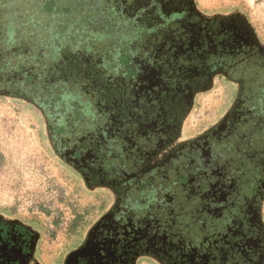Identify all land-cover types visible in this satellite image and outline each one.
Returning <instances> with one entry per match:
<instances>
[{
	"label": "flooded vegetation",
	"instance_id": "flooded-vegetation-1",
	"mask_svg": "<svg viewBox=\"0 0 264 264\" xmlns=\"http://www.w3.org/2000/svg\"><path fill=\"white\" fill-rule=\"evenodd\" d=\"M10 1L32 12L39 2L45 6L32 16L44 23H29L41 42L25 43L31 30L10 26L0 42V96L32 106L55 95L45 54L58 58L60 51L43 44L55 28L45 22L59 15L64 21L60 6L83 1L97 12L99 1L151 29L131 36L127 63L113 62L118 45L110 39L94 41L88 52L113 72L106 82L122 85L89 95L96 101L110 95L121 106V119L100 115L111 128L73 125L61 118L62 106L40 107L54 152L90 188L112 191L109 208L82 238L55 252L38 219L0 208V264H264V41L247 14L204 10L197 0H57L52 10L49 0ZM218 76L226 88L238 84L236 102L189 133L198 98ZM85 137L87 149L80 145Z\"/></svg>",
	"mask_w": 264,
	"mask_h": 264
},
{
	"label": "rangeland",
	"instance_id": "rangeland-1",
	"mask_svg": "<svg viewBox=\"0 0 264 264\" xmlns=\"http://www.w3.org/2000/svg\"><path fill=\"white\" fill-rule=\"evenodd\" d=\"M197 2L202 9L208 11L236 8L245 12L264 41V0ZM51 3L52 0L48 3L49 7ZM71 4L60 6L59 10L66 12V7ZM87 15V22L95 20L94 14ZM62 19L59 15L49 22L56 26V30L62 31ZM100 30L98 28L97 31ZM53 33L52 31L47 35L43 48L47 50L50 45L61 51V43L55 40L57 35ZM90 34L96 37L95 42H98V37L101 38L99 33ZM39 35L40 32H36L31 38L34 43L42 41ZM73 39L69 37L66 44L73 42ZM104 41H100L101 44H106L107 41ZM219 79L222 78L218 76L217 82ZM237 86V83L236 87L232 83L222 94L220 89L215 88L200 95L187 125L192 133L224 115L236 102L239 94ZM53 98L50 97V101ZM45 106L44 102H37V105L32 106L9 96H0V208H6L19 217L38 219L45 226L48 248L55 252L66 250L82 238L100 214L109 208L114 195L104 187L90 188L83 175L85 182L54 152V139L49 136L47 119L40 109H45ZM58 110L60 107L53 111L51 118L58 116Z\"/></svg>",
	"mask_w": 264,
	"mask_h": 264
},
{
	"label": "trees",
	"instance_id": "trees-1",
	"mask_svg": "<svg viewBox=\"0 0 264 264\" xmlns=\"http://www.w3.org/2000/svg\"><path fill=\"white\" fill-rule=\"evenodd\" d=\"M56 1L57 0H52V7H49V0V2L45 4L48 6L47 10H52L54 7L53 4L56 3ZM24 4L25 3L20 1L12 4L10 0H0V42H3L4 38H6L4 34H7L8 26L13 28V30L17 29L20 31H23L25 28L30 29V34L23 38L25 43L31 40L33 34H35V27H30L29 23L34 20L32 16L36 13L40 16L41 12L39 14L38 11H42V8H45V6L39 2L38 9L32 12L30 8H25ZM99 4L100 2L98 1L97 12L91 11L93 8L88 7L87 2L79 1L76 7L73 6L74 4H71L66 7L63 30L58 31L55 29V26L53 32L57 35V41L60 43L62 42V51L58 52V58H55V56L53 57V53L45 54L48 60V73L50 77L48 86L49 88L53 87L55 93L53 96L49 94L47 102L45 101V103L51 107L60 105L62 106V111L69 109V112L71 114L74 113L76 118H70L68 114H63L61 118H64L65 121H70L73 125H76L80 121L84 126H91V122L95 121V124H102L105 127L111 128L112 125L109 126L105 121L107 120L106 116H104L103 120L100 119V115L108 114L110 111L116 115L115 117L119 118V115L122 117L120 111L121 106L113 102L114 100H111L113 97L110 95L107 100L106 95L97 97V101L92 100L89 95L93 93L94 90H98V92H104L105 90L111 91L113 88L120 90L122 85L121 82H106L107 79H110V72L112 71L110 70V72L107 73L108 71L106 70V66H104V61L101 63L97 62V64L93 62L94 60H92L88 52H90L91 48L93 49V42L96 37L90 33H99L101 38L98 37L97 40L110 39V46H112L111 44H114V46L118 45V50H116L118 55L113 59V62L123 64L127 63L126 60H128L130 56L128 55V57H125V54L133 49V45H135V40H133L131 36H135L144 28L151 29V27L146 26L143 28V24H141L142 20L137 22L134 19L123 20L119 13L115 14L113 11L110 12V10L107 12V9L105 10L103 7H100ZM124 7V5L120 6L117 4L114 8L119 9L118 11H122ZM88 13L94 14L95 19L94 21L88 20L89 23L85 20V15L88 17ZM41 21L42 19H36L33 21V24L40 26ZM42 23L44 22L42 21ZM45 23H49V21ZM116 23H120L119 26H116ZM98 28L101 30L97 31ZM121 34L124 36L123 38L129 34V38L121 40ZM69 37L74 38L73 42L71 41V43L66 44V42H69ZM95 80L96 82H94ZM61 83L65 85L57 92L58 85ZM67 83L72 84L66 86ZM50 97H54V100L50 101ZM91 106H96L95 108L98 109L97 113L99 115L97 113V115H94L95 120L89 113L91 112ZM116 121L117 123L119 122L117 119ZM104 132H107V130H104ZM80 145L87 149L89 147L88 137H85V139L80 142Z\"/></svg>",
	"mask_w": 264,
	"mask_h": 264
},
{
	"label": "crops",
	"instance_id": "crops-1",
	"mask_svg": "<svg viewBox=\"0 0 264 264\" xmlns=\"http://www.w3.org/2000/svg\"><path fill=\"white\" fill-rule=\"evenodd\" d=\"M227 86H226V83L225 82H217L216 84H215V86H214V88H213V90L215 89V88H217V89H220L221 90V94H222V92H223V90L226 88ZM212 91V90H211ZM211 91H208L207 93H209V92H211ZM225 91V90H224ZM206 93V94H207ZM188 128V127H187ZM188 132L189 133H191L192 132V130H191V128H188Z\"/></svg>",
	"mask_w": 264,
	"mask_h": 264
}]
</instances>
